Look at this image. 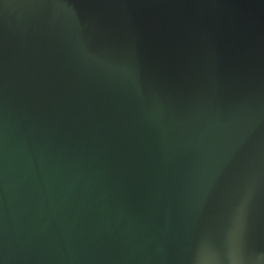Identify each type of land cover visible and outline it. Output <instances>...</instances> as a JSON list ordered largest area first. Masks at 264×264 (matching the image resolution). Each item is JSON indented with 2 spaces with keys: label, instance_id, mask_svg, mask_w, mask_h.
<instances>
[{
  "label": "water",
  "instance_id": "95a60500",
  "mask_svg": "<svg viewBox=\"0 0 264 264\" xmlns=\"http://www.w3.org/2000/svg\"><path fill=\"white\" fill-rule=\"evenodd\" d=\"M0 264H264V0H0Z\"/></svg>",
  "mask_w": 264,
  "mask_h": 264
}]
</instances>
